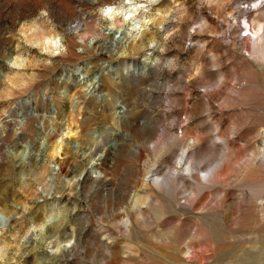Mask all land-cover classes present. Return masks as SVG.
Instances as JSON below:
<instances>
[{
  "label": "rangeland",
  "instance_id": "rangeland-1",
  "mask_svg": "<svg viewBox=\"0 0 264 264\" xmlns=\"http://www.w3.org/2000/svg\"><path fill=\"white\" fill-rule=\"evenodd\" d=\"M0 264H264V0H0Z\"/></svg>",
  "mask_w": 264,
  "mask_h": 264
},
{
  "label": "bare ground",
  "instance_id": "bare-ground-1",
  "mask_svg": "<svg viewBox=\"0 0 264 264\" xmlns=\"http://www.w3.org/2000/svg\"><path fill=\"white\" fill-rule=\"evenodd\" d=\"M259 38H263V36H259ZM260 40V39H259Z\"/></svg>",
  "mask_w": 264,
  "mask_h": 264
}]
</instances>
